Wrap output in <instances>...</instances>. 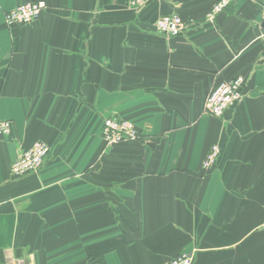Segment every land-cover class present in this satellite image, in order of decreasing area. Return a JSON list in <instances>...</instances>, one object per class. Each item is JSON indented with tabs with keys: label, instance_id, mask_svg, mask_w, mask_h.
<instances>
[{
	"label": "crops",
	"instance_id": "1",
	"mask_svg": "<svg viewBox=\"0 0 264 264\" xmlns=\"http://www.w3.org/2000/svg\"><path fill=\"white\" fill-rule=\"evenodd\" d=\"M0 0V264H264V6L235 0H34L31 24L8 25ZM185 21L176 37L156 20ZM243 100L204 112L220 83ZM123 117L135 141L106 147ZM51 153L13 177L21 149ZM220 155L204 162L213 145Z\"/></svg>",
	"mask_w": 264,
	"mask_h": 264
},
{
	"label": "built area",
	"instance_id": "2",
	"mask_svg": "<svg viewBox=\"0 0 264 264\" xmlns=\"http://www.w3.org/2000/svg\"><path fill=\"white\" fill-rule=\"evenodd\" d=\"M154 0H129L131 7H140ZM235 0H218L210 11L207 18L213 20L217 15L226 11ZM46 5L43 1H25L17 5L5 15L8 25L31 24L38 20ZM159 34L171 38L180 35L186 28L184 19L176 12L160 16L155 22ZM245 78L238 76L217 85L206 98L204 112L213 117H223L228 109L236 106L243 100ZM11 131V123H0V134L7 135ZM102 137L106 147L115 144L135 141L140 137V130L134 121L123 117H109L104 121ZM51 153V147L43 141H37L28 149H21L16 161L11 166L13 177H23L30 173H37L44 165ZM220 155V147L212 146L205 167L213 166ZM264 228V223L262 224ZM193 257L186 252L171 258L164 264H192Z\"/></svg>",
	"mask_w": 264,
	"mask_h": 264
},
{
	"label": "trees",
	"instance_id": "3",
	"mask_svg": "<svg viewBox=\"0 0 264 264\" xmlns=\"http://www.w3.org/2000/svg\"><path fill=\"white\" fill-rule=\"evenodd\" d=\"M261 4L264 6V0H260ZM105 145V143H104ZM106 146V145H105Z\"/></svg>",
	"mask_w": 264,
	"mask_h": 264
},
{
	"label": "water",
	"instance_id": "4",
	"mask_svg": "<svg viewBox=\"0 0 264 264\" xmlns=\"http://www.w3.org/2000/svg\"><path fill=\"white\" fill-rule=\"evenodd\" d=\"M262 28L264 29V18H263V21H262Z\"/></svg>",
	"mask_w": 264,
	"mask_h": 264
},
{
	"label": "rangeland",
	"instance_id": "5",
	"mask_svg": "<svg viewBox=\"0 0 264 264\" xmlns=\"http://www.w3.org/2000/svg\"><path fill=\"white\" fill-rule=\"evenodd\" d=\"M47 144V143H46Z\"/></svg>",
	"mask_w": 264,
	"mask_h": 264
}]
</instances>
